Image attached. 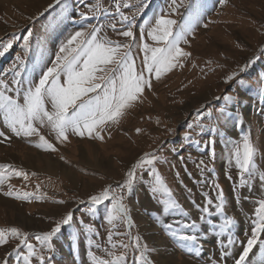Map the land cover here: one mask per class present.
<instances>
[{
  "label": "rangeland",
  "instance_id": "obj_1",
  "mask_svg": "<svg viewBox=\"0 0 264 264\" xmlns=\"http://www.w3.org/2000/svg\"><path fill=\"white\" fill-rule=\"evenodd\" d=\"M99 2L107 11L102 16L86 20L85 15L92 17L97 0H61L59 4L56 0H0V43L14 41L13 48L0 57V78L10 79L7 70L19 55L25 58L28 69L35 67L33 78L38 79L41 70L51 66L60 47L70 36L91 24L104 25L102 35L125 42L126 38L118 36L108 27L109 23L116 22L111 13L117 0ZM121 2L134 5L122 9L129 15L135 13L139 6L137 0ZM146 3L143 14L136 16L134 30L138 37L143 31L144 39L149 43L154 42L146 35L145 21L151 22L163 13L170 14V18L182 25L189 12L198 15L194 30L186 37L188 42L180 45L191 53L183 60V67L173 69L159 80L153 77L152 87L145 89L141 99L127 110L118 124H110L105 129L103 140L87 135L80 137L70 132L69 139L61 143L48 126H41V134L55 145L56 151L35 147L38 137L12 135L10 140L0 138L3 141L0 142V165L11 164L29 173L27 180L22 176H12L10 181L0 186V228H21L33 237L31 242L39 250L35 235L50 230L54 222L67 212L74 213V222L55 238L54 252L45 250V255L53 257L52 264H90L86 254L89 248L87 233L83 231L89 223L98 229L99 235L94 239L101 244L100 249L92 250L104 255L108 225L103 217L109 205L107 202L100 205L95 215H91L88 211L89 198L110 184L115 187L122 182L131 164L149 152H156L167 161L161 162L158 168L175 189L181 204L191 213L190 218L199 215L190 202L192 199L203 203L201 193L204 191L215 196L214 191L209 187L201 188L197 181L207 176L210 184L211 178H215L230 201L229 214L239 221L234 234L245 243L250 234L248 217L254 213V201L262 195L257 190L259 181L257 178L253 182L254 187L241 190L239 195L246 199L232 203L237 195L233 188L238 183V170L228 163L225 140H237L243 134H249L260 150L258 161L264 170V99L260 95L264 90V0H227V3L224 0H183L184 6L178 11L174 10L172 0H146ZM176 3L180 4L181 0H176ZM28 32L32 36L29 38V50L25 52L23 38ZM134 52L139 68L143 54L138 48ZM245 63H249L247 71L227 82V77ZM228 95L239 102L223 99ZM238 116L243 124L238 121ZM0 131L11 135L3 125L2 117ZM186 134L191 135L190 140ZM213 137L216 139V159L209 162L207 153ZM28 156L34 158L33 163H28L27 160H31ZM200 159H204L210 167L214 166L216 171L201 174L196 168ZM47 160L56 163L58 173L51 174L45 169ZM176 172H180L184 184L193 189L192 196L177 182ZM187 172L192 174L191 178ZM228 175H232L231 181L227 179ZM10 185L21 194L26 191L34 195L27 200L6 196L4 192L9 190ZM127 203L136 225L132 231L141 235L143 242L154 249L151 258L155 264H214L222 238L217 237L216 243L208 239L200 256L179 248L155 222L159 206L146 184L138 183ZM176 219L175 215L167 217L168 222ZM144 226L145 229H142ZM118 230L124 231L125 228L121 226ZM73 234H77L79 239H75ZM208 235L211 237L212 233ZM158 238L167 243L166 253L162 251L165 248L158 246ZM16 244L17 241L12 239L8 245L0 246V264L6 259L11 264H22L15 254L11 257L7 255ZM240 248L239 244L236 245L233 252H239ZM129 255L134 259V253L130 251ZM262 256L264 253L259 247H254L249 257L251 264H260ZM227 264H233L231 258Z\"/></svg>",
  "mask_w": 264,
  "mask_h": 264
},
{
  "label": "snow or ice",
  "instance_id": "obj_2",
  "mask_svg": "<svg viewBox=\"0 0 264 264\" xmlns=\"http://www.w3.org/2000/svg\"><path fill=\"white\" fill-rule=\"evenodd\" d=\"M60 2L61 0H56L57 4ZM224 3H227V0H224ZM137 4L139 6L136 7V12L129 15L122 9L132 8L134 5L117 0L114 12L111 13L116 22L109 23L108 27L116 31L118 36L126 38L125 42L102 35L104 25L91 24L82 27L60 47L51 66L42 69L38 79L33 78L35 67L28 69L25 58L17 55L16 62L7 70L10 79L0 78V117L11 134L6 135L5 131H0V138L10 140L12 135L38 137L39 142L35 147L56 151L55 145L41 134V126H48L61 143L69 139L70 132L80 137L87 135L103 140L102 133L105 129L110 124H118L127 110L141 99L145 89L152 87L153 77L159 80L173 69L183 67V60L190 57L191 53L180 45L182 42H188L186 37L194 30L198 15L189 12L182 25L170 18V14L163 13L155 16L151 22L145 21L146 35L154 42L149 43L144 39L143 31L138 37L137 31L134 30L136 16L143 14V9L147 7L146 0H137ZM172 4L175 11L184 6L183 0L180 4L172 0ZM93 7L92 17L85 15L84 19L102 16L107 11L99 0ZM31 36L32 33L28 32L23 38L25 52L29 50ZM13 46V40L0 43V57H4ZM137 48L143 54L139 68L134 52ZM249 63H245L238 71H233L227 77V82L238 78L241 72H246ZM260 95L261 99H264V90ZM223 99L239 102L231 95ZM237 119L243 124L240 116ZM137 131L139 132V129ZM186 138L190 140L191 135L186 134ZM215 143L216 139L213 137L209 141L207 153L209 162L216 159ZM225 147L229 152L228 163L238 170V183L233 188L237 195L233 197L232 203L246 199L247 197H242L239 193L254 187L253 182L257 178V190L262 193L261 197L254 201V213L248 217L251 230L246 243L234 234L233 230L239 221L229 214L230 201L217 179L211 178L210 184L207 176L197 181L201 188L209 187L214 191L215 196H211L209 191H204L201 193L203 203L192 199L190 202L199 215L190 218L191 213L181 204L175 189L158 168L161 162L167 161L156 152H149L131 164L122 182H118L115 187L110 184L98 194L90 196L88 211L91 215H95L100 205L106 202L109 205L103 217L108 225L107 246L103 249V256L92 250L101 248V244L94 239V236L99 235L98 229L91 223L84 226L83 231L87 233L89 246L86 254L90 264H129L130 259L131 264H155L151 258L154 249L143 242L141 235L132 231L136 225L127 198L138 183L146 184L147 190L159 206L155 222L162 226L171 241H175L179 248L189 254L200 256L203 244L208 239L216 243L217 237L222 239L219 240V254L214 264H227L229 258L233 264H251L250 253L257 246L264 253V170L258 161L260 150L247 133L237 140H225ZM184 167L187 170V165ZM196 168L201 174L216 171L215 167H210L204 159L196 163ZM187 175L191 178L192 174L187 172ZM12 176L29 179V173L23 169H16L11 164L0 165V186L10 181ZM180 176V172L175 173L177 182L192 196L193 189L185 185ZM227 179L231 181L232 175H228ZM4 195L27 200L34 194L26 191L21 194L10 185ZM59 203L63 204L65 201ZM170 215H175L178 219L168 222L167 217ZM73 222L74 213L69 211L55 221L50 230L35 235L34 239L40 245L39 250L37 245L31 242L33 237L21 228H0V246L8 245L10 240L15 239L17 244L7 253L9 257L15 254L22 264H52L53 257L45 255V250L48 253L54 252L55 238ZM121 226L125 228L124 231L118 230ZM209 233H212L211 237ZM73 235L75 239H79L77 234ZM117 237L123 239H115ZM238 244L241 246L240 251L233 252V248ZM24 249L27 251L24 252ZM130 251L135 254L134 259L130 257ZM3 264H11V261L6 259ZM260 264H264V256Z\"/></svg>",
  "mask_w": 264,
  "mask_h": 264
},
{
  "label": "bare ground",
  "instance_id": "obj_3",
  "mask_svg": "<svg viewBox=\"0 0 264 264\" xmlns=\"http://www.w3.org/2000/svg\"><path fill=\"white\" fill-rule=\"evenodd\" d=\"M28 158H30L31 160L29 161V159L27 160L28 161V163H30V162H32L33 163V159L34 158H31L30 156H28ZM40 161H42V160H40ZM54 162V161H53ZM46 164V170H48V172L49 173H51V174H56V173H58V171L55 169V167H56V163L54 164V163H52V161H50V160H47V162L45 163ZM55 165V166H54ZM142 229H145V226L144 227H142ZM157 238V237H156ZM157 244H158V246L160 247V248H165V249H163L162 251H165V253H166V249H167V243H165L163 240H161V239H157ZM162 254H164V253H162ZM163 256V255H162ZM165 256H167V255H165Z\"/></svg>",
  "mask_w": 264,
  "mask_h": 264
}]
</instances>
